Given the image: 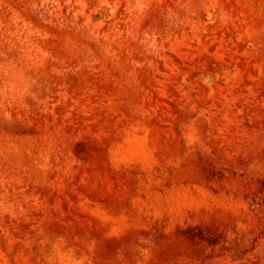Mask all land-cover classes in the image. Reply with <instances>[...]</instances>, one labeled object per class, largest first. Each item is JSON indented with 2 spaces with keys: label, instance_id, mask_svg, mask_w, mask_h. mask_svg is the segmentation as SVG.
I'll list each match as a JSON object with an SVG mask.
<instances>
[{
  "label": "rangeland",
  "instance_id": "rangeland-1",
  "mask_svg": "<svg viewBox=\"0 0 264 264\" xmlns=\"http://www.w3.org/2000/svg\"><path fill=\"white\" fill-rule=\"evenodd\" d=\"M0 264H264V0H0Z\"/></svg>",
  "mask_w": 264,
  "mask_h": 264
}]
</instances>
